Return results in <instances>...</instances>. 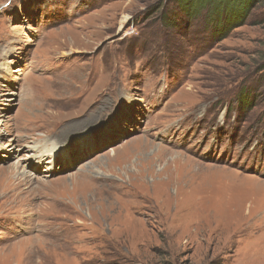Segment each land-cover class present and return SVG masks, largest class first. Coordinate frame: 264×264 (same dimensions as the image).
<instances>
[{"label": "rangeland", "instance_id": "374dc122", "mask_svg": "<svg viewBox=\"0 0 264 264\" xmlns=\"http://www.w3.org/2000/svg\"><path fill=\"white\" fill-rule=\"evenodd\" d=\"M248 1L212 36L183 0H0V264H264Z\"/></svg>", "mask_w": 264, "mask_h": 264}, {"label": "trees", "instance_id": "16d2710c", "mask_svg": "<svg viewBox=\"0 0 264 264\" xmlns=\"http://www.w3.org/2000/svg\"><path fill=\"white\" fill-rule=\"evenodd\" d=\"M186 3V9L191 14H197L201 8L207 9V21L213 22L215 25L212 30V36H216L219 31V25L222 24V31H228L232 25L230 23L239 21V16L230 13L235 6L245 7L248 3L252 4V1L248 0H183ZM257 2V0H256ZM255 2V3H256ZM224 25V26H223ZM224 34V33H223Z\"/></svg>", "mask_w": 264, "mask_h": 264}, {"label": "bare ground", "instance_id": "6f19581e", "mask_svg": "<svg viewBox=\"0 0 264 264\" xmlns=\"http://www.w3.org/2000/svg\"><path fill=\"white\" fill-rule=\"evenodd\" d=\"M68 134H69V131H66V129H63V130L59 131L57 133V136H55V137H48V136H46V137H43L42 140H38L39 141V144L41 146L46 147V148L52 150V153L51 154H48V156H46L47 158L44 159V160H48V161L53 160V157H55V156H61L62 158H69L68 157V154H67L68 148H67V146H63L64 145V142L66 140L71 139V137ZM81 141L82 140H80V143H81ZM40 145L37 148V151H41L42 150V148H41ZM83 157L84 156H82L81 158H83ZM108 161H110V160H108ZM191 164H195V162L192 163V160H191L190 161V165ZM87 173H88L89 176L92 175V173L90 171H87Z\"/></svg>", "mask_w": 264, "mask_h": 264}]
</instances>
